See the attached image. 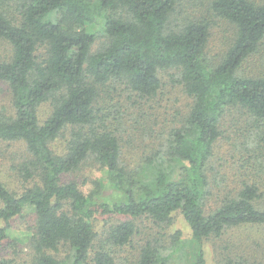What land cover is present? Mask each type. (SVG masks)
<instances>
[{
    "label": "trees",
    "instance_id": "16d2710c",
    "mask_svg": "<svg viewBox=\"0 0 264 264\" xmlns=\"http://www.w3.org/2000/svg\"><path fill=\"white\" fill-rule=\"evenodd\" d=\"M191 2L198 11H189ZM216 19L233 25L235 37L213 64L206 50ZM93 25L107 40L94 51ZM0 39L13 49L10 59L0 60V82L9 85L14 107L0 114V144L20 142L26 152L15 168L21 191L0 176V247L10 238L12 220L32 213V264H116L97 248L99 218L129 219L107 236L123 247L139 230L133 219L148 218L161 228L179 211L190 237L173 234L169 243L164 234L154 236L141 246L137 264H207L208 241L223 240L239 226L264 225L261 186L243 180L223 187L213 175L218 142L228 117L236 115L264 166V73L243 70L264 42V0H0ZM170 68L180 71L192 105L141 165L131 167L122 135L100 104L102 92L124 84L153 98L162 89L160 72ZM45 103L52 109L42 119ZM63 136L58 152L55 142ZM90 158L106 170L117 192L112 202L99 179L86 192L69 178ZM64 244L70 248L66 262L50 253ZM12 263L0 258V264Z\"/></svg>",
    "mask_w": 264,
    "mask_h": 264
},
{
    "label": "rangeland",
    "instance_id": "374dc122",
    "mask_svg": "<svg viewBox=\"0 0 264 264\" xmlns=\"http://www.w3.org/2000/svg\"><path fill=\"white\" fill-rule=\"evenodd\" d=\"M189 6L192 7L189 9L190 12L199 10V7H194L193 2ZM214 22L206 56L213 64H218L234 40L235 30L234 26L225 20L216 19ZM92 30L97 33L94 51L107 40L100 31V25H93ZM12 55V45L0 39V60H8ZM243 70L253 75L264 73V42L259 53L244 61ZM160 77L162 89L153 98H142L124 84L109 86L101 95L100 104L103 107L107 106L114 128L122 135L124 161L131 167L141 165L144 154L151 152L150 149L156 146L157 139L178 124L192 105V98L180 83L179 70L163 69ZM13 109L10 87L6 82H0V114L12 112ZM51 109L50 103L43 104L40 108L41 118L48 117ZM238 117L237 115L228 117L224 133L217 145L216 168L213 175H218V182L223 187H231L239 181L247 180L255 182L264 191V166L257 163L248 143L250 130L243 123L242 117L237 119ZM65 144V136L55 142L58 152L64 150ZM25 153L23 143L0 144V176L15 190H22L23 182L16 175L15 168ZM246 161L249 163L251 161L249 166L253 165L252 169L248 168ZM106 175V170L102 169L94 158H90L69 178L81 183L86 192L93 186V182L99 179L106 200L112 202L117 197V192L109 186ZM34 218L32 213H24L12 220L10 238L0 247V258L13 260L12 264H32L33 250L28 241L31 239ZM122 220L129 219L122 216H105L99 218L96 226L99 233L97 248L109 251L116 264H137L141 246L154 236L164 234L166 241L169 242L173 234L190 237L191 233L188 223L179 211L173 214V220L169 225L161 228L148 218L133 219L139 230L130 244L120 247L107 241V236L110 228ZM50 253L66 262L69 260L70 248L68 244H64L58 251ZM206 256L207 264H264V225L248 224L230 229L223 240L213 239L206 243ZM169 264L178 262L171 259Z\"/></svg>",
    "mask_w": 264,
    "mask_h": 264
}]
</instances>
